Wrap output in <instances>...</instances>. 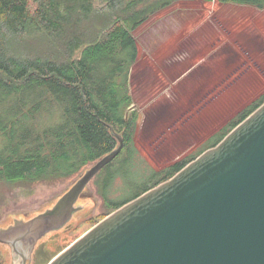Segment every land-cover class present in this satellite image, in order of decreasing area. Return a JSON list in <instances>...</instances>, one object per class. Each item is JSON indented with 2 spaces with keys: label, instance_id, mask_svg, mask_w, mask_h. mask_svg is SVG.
I'll return each mask as SVG.
<instances>
[{
  "label": "trees",
  "instance_id": "trees-1",
  "mask_svg": "<svg viewBox=\"0 0 264 264\" xmlns=\"http://www.w3.org/2000/svg\"><path fill=\"white\" fill-rule=\"evenodd\" d=\"M180 1L0 0V183L78 175L114 151L119 134L120 152L98 172L105 210L90 219L94 225L172 178L264 103L263 92L178 161L156 169L142 159L144 184L114 199L115 176L142 154L134 139L138 113L129 111L139 56L134 30ZM220 1L264 8V0Z\"/></svg>",
  "mask_w": 264,
  "mask_h": 264
},
{
  "label": "rangeland",
  "instance_id": "rangeland-1",
  "mask_svg": "<svg viewBox=\"0 0 264 264\" xmlns=\"http://www.w3.org/2000/svg\"><path fill=\"white\" fill-rule=\"evenodd\" d=\"M134 36L139 56L130 75L129 111L138 113L134 139L145 157L134 154L125 174L115 176L109 191L116 200L144 184L148 165L142 159L156 169L180 160L264 91V9L187 0L154 14ZM102 175L86 186L75 204L83 208L59 233L63 248L105 210L96 184ZM77 176L1 182L0 229L52 207Z\"/></svg>",
  "mask_w": 264,
  "mask_h": 264
},
{
  "label": "water",
  "instance_id": "water-1",
  "mask_svg": "<svg viewBox=\"0 0 264 264\" xmlns=\"http://www.w3.org/2000/svg\"><path fill=\"white\" fill-rule=\"evenodd\" d=\"M114 132L113 128H111ZM86 166L57 202L0 229L14 249L66 225L123 146ZM42 264H264V103L172 178L117 208Z\"/></svg>",
  "mask_w": 264,
  "mask_h": 264
},
{
  "label": "flooded vegetation",
  "instance_id": "flooded-vegetation-1",
  "mask_svg": "<svg viewBox=\"0 0 264 264\" xmlns=\"http://www.w3.org/2000/svg\"><path fill=\"white\" fill-rule=\"evenodd\" d=\"M81 195L82 196H80V198L83 197L84 192ZM80 198H78V200ZM41 212L43 211L38 212L36 215H38ZM32 217L26 219H18V220L26 221ZM15 221L16 219L13 221V223L9 224L7 227L13 225ZM70 221H68L66 225L63 226L62 228L47 232L38 240L34 242H30L29 244L23 243L22 246H19L15 249L8 243L0 242V244L6 247L4 249L5 252H3L0 249V264H42L47 258H49L50 256H52L53 254H55L56 252H58L60 249L63 248L62 245L57 243L59 239V233L61 232L62 229L68 228Z\"/></svg>",
  "mask_w": 264,
  "mask_h": 264
},
{
  "label": "crops",
  "instance_id": "crops-1",
  "mask_svg": "<svg viewBox=\"0 0 264 264\" xmlns=\"http://www.w3.org/2000/svg\"><path fill=\"white\" fill-rule=\"evenodd\" d=\"M183 1H187V0H183ZM183 1H180V2H183ZM201 1H203V2H205L206 4H210V3H212V2H215V1H217V2H220V4H224V2H222V1H220V0H212V1H206V0H201ZM180 2H177L176 4H179ZM175 4V5H176ZM225 4H227V5H234V6H252V7H256V6H254V5H250V4H241V3H225ZM236 8V7H235ZM256 8H258V7H256ZM259 9H264V8H259ZM251 17V16H250ZM264 92V91H263ZM262 92V93H263ZM261 94V93H260ZM259 96V95H258ZM257 96V97H258ZM256 97V98H257ZM215 130H217L216 128L214 129V130H212V131H215ZM198 146V145H197Z\"/></svg>",
  "mask_w": 264,
  "mask_h": 264
}]
</instances>
